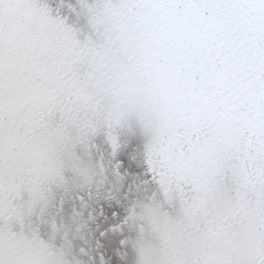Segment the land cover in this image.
Masks as SVG:
<instances>
[{"label": "snow or ice", "instance_id": "1", "mask_svg": "<svg viewBox=\"0 0 264 264\" xmlns=\"http://www.w3.org/2000/svg\"><path fill=\"white\" fill-rule=\"evenodd\" d=\"M0 264H264V0H0Z\"/></svg>", "mask_w": 264, "mask_h": 264}]
</instances>
